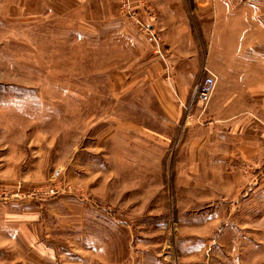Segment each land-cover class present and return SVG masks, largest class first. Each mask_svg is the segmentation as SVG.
<instances>
[{
    "label": "rangeland",
    "instance_id": "rangeland-1",
    "mask_svg": "<svg viewBox=\"0 0 264 264\" xmlns=\"http://www.w3.org/2000/svg\"><path fill=\"white\" fill-rule=\"evenodd\" d=\"M263 15L0 0V264H264V125L194 98Z\"/></svg>",
    "mask_w": 264,
    "mask_h": 264
},
{
    "label": "crops",
    "instance_id": "crops-1",
    "mask_svg": "<svg viewBox=\"0 0 264 264\" xmlns=\"http://www.w3.org/2000/svg\"><path fill=\"white\" fill-rule=\"evenodd\" d=\"M252 22L251 39H246L245 42L247 48L245 59L239 58L237 53H231L230 55V84H227L226 88L223 87L218 66L215 67V75L217 84L220 80L218 90L223 89V92L218 91L222 96L220 106L223 108L229 107L230 109L245 107L248 110V118L252 124L264 125V15L260 19V26L257 25L256 21L252 20ZM216 71H218V74ZM251 140L254 142L255 140L264 141V131L257 133ZM252 146L253 150L258 147L257 143H253ZM260 148L262 154H264L263 143Z\"/></svg>",
    "mask_w": 264,
    "mask_h": 264
},
{
    "label": "built area",
    "instance_id": "built-area-1",
    "mask_svg": "<svg viewBox=\"0 0 264 264\" xmlns=\"http://www.w3.org/2000/svg\"><path fill=\"white\" fill-rule=\"evenodd\" d=\"M217 85V77L215 74H206V77L202 82H200L195 88L194 98L202 104H208L214 94ZM51 193H54L51 191Z\"/></svg>",
    "mask_w": 264,
    "mask_h": 264
}]
</instances>
